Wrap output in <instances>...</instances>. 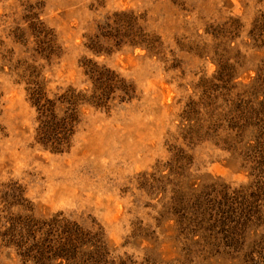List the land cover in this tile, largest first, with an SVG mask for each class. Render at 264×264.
Segmentation results:
<instances>
[{
	"label": "rangeland",
	"instance_id": "obj_1",
	"mask_svg": "<svg viewBox=\"0 0 264 264\" xmlns=\"http://www.w3.org/2000/svg\"><path fill=\"white\" fill-rule=\"evenodd\" d=\"M0 264H264V0H0Z\"/></svg>",
	"mask_w": 264,
	"mask_h": 264
},
{
	"label": "trees",
	"instance_id": "obj_2",
	"mask_svg": "<svg viewBox=\"0 0 264 264\" xmlns=\"http://www.w3.org/2000/svg\"><path fill=\"white\" fill-rule=\"evenodd\" d=\"M90 70L94 72V71H97L98 69L95 66H93L92 68H90ZM106 78H107V75L100 74L99 75L100 80H97V82L96 81L92 82L93 88H96L97 86L104 88L102 90L104 95H108L110 91L113 89V85L111 86V83H109V80L107 81ZM38 91H39L38 93H41V94L45 92L43 87L42 88L39 87ZM38 95L39 94H36V97H38ZM103 99L104 97L102 96V94L98 92L97 90H95L92 96L91 105H94L95 107H101L103 103ZM47 103H48V108H49L48 110L42 106L41 100H35V102L34 101L31 102L34 108L37 109L39 112L40 110L45 109L46 111H48L50 115V117L45 121V123H41V129H40L41 132L39 133V136L37 137V141L44 147H46L48 144L50 145V148L55 146L53 149H50L52 153H62L66 151L67 150L66 148L68 147V145L64 147L67 143L66 144L63 143V141L65 140V134L70 131V128L65 127V123L68 121V118H62V119L57 118L54 103L52 101H48ZM51 133H54V135H51ZM70 134L71 133L67 135V139L70 136ZM53 136H54V140L52 139ZM195 207L196 208L200 207L197 201H196ZM66 229H68V227ZM75 229L77 230L78 228L75 227ZM66 233H67V236L69 235L68 237L69 243H72V239L74 236L72 237L71 230L67 231ZM66 256L69 258V260H74L72 259V257L74 256V248L68 247Z\"/></svg>",
	"mask_w": 264,
	"mask_h": 264
}]
</instances>
